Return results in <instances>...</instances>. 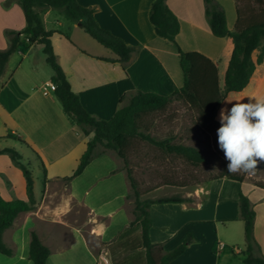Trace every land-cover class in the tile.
<instances>
[{"label": "crops", "instance_id": "obj_1", "mask_svg": "<svg viewBox=\"0 0 264 264\" xmlns=\"http://www.w3.org/2000/svg\"><path fill=\"white\" fill-rule=\"evenodd\" d=\"M76 1L93 9L101 29L128 46L138 47L126 64L119 63L111 51L58 11L41 13L45 30L52 32L50 41L57 63L87 113L107 121L120 108L124 95L135 91L169 95L182 86L175 45L156 36L149 22L154 0ZM215 1L224 10L232 31L237 18L234 1ZM166 5L179 22L176 44L184 52L195 51L209 58L217 67L222 87L218 65L230 42L211 34L203 0H167ZM24 27L17 1L0 0V51L9 44L5 32H19ZM44 65L41 46L20 47L0 75V150L13 148L21 161H27L22 163L31 172L35 198V208L18 215L3 232V242L13 253L0 254V264H33L28 258L32 231L50 251L45 264H102V252L110 264H144L140 229L130 226L133 206L127 198L126 169L116 153L97 155L81 174L66 180L76 170L93 133H82L54 92L42 95L40 88L53 83L52 71L49 79L38 80ZM33 84H37L36 92L29 93L35 91ZM242 183L219 178L192 190L179 187V196L189 201L150 205V243L169 252L190 234L191 243L170 264H243V222L237 202L240 191L255 213L253 235L264 256V189L253 184L252 199L243 192ZM170 195L178 194L163 196ZM0 196L5 201H27L23 175L7 154L0 155ZM136 235L134 246L132 238Z\"/></svg>", "mask_w": 264, "mask_h": 264}, {"label": "trees", "instance_id": "obj_2", "mask_svg": "<svg viewBox=\"0 0 264 264\" xmlns=\"http://www.w3.org/2000/svg\"><path fill=\"white\" fill-rule=\"evenodd\" d=\"M25 19V27L19 31H7L8 47L0 51V75L9 57L20 47L41 46L45 63L52 71V82L56 85L54 95L61 103L64 112L71 117L85 136L93 133L86 143V149L81 155L78 166L66 180L78 176L97 155L108 151L116 153L126 169L132 199L133 220L130 226L140 229L141 248L145 252L144 264H170L180 257L191 243V235L172 251L164 252L159 244H151L148 231L151 226L149 207L152 204L183 203L189 200L179 195L162 196L158 198L141 199L138 184L131 177L126 167V153L131 141L140 139L160 149L166 154L184 159L194 167H199L204 158L197 148L173 143V138L156 139L148 135L145 118L156 113L165 112L173 102H181L197 113L198 125L211 129L216 124L218 110L228 94L243 92L248 86L257 68L262 64V56L255 52L264 40V11L262 19L250 20L246 23L241 18L239 4L245 0H233L236 7V23L231 31L227 27L225 12L215 0H203L204 13L211 34L216 38H227L231 51L227 66L223 73L222 87L219 85L218 70L215 64L199 52H184L176 44L175 38L179 33L177 17L166 5L167 0H154L148 14L156 36L175 45L179 67L183 76V84L174 88L169 95H159L151 92L135 91L120 99L121 106L107 121L98 120L91 116L80 104L79 98L71 91L65 75L57 63L50 37L51 31H46L41 20V13L55 10L70 22L79 27L95 42L111 51L117 62L126 64L132 53L138 47L126 45L120 38L109 31L101 29L93 18V9L80 6L76 0H16ZM8 2L5 3L7 5ZM111 61V60H106ZM7 154L12 163L21 171L25 180L27 201H5L0 196V254L11 256L12 249L7 247L2 239L3 232L13 225L16 217L35 208L33 178L29 169L22 163L21 155L13 148L0 150ZM257 166L264 168V162ZM44 174V173H43ZM226 178L241 183L242 177L235 176L225 170L217 178ZM45 182V179L44 181ZM264 189V184L255 183ZM237 202L240 218L243 222L244 250L241 253L243 264H264L259 246L253 235L255 213L248 198L238 192ZM50 255L49 249L43 245L35 232L30 233L28 258L33 264H45Z\"/></svg>", "mask_w": 264, "mask_h": 264}, {"label": "rangeland", "instance_id": "obj_3", "mask_svg": "<svg viewBox=\"0 0 264 264\" xmlns=\"http://www.w3.org/2000/svg\"><path fill=\"white\" fill-rule=\"evenodd\" d=\"M239 8L244 23L253 19L254 21L260 20L264 11V0H245L239 4ZM230 51L231 45L229 50H225L224 56L218 65L221 70V84L224 73L223 68L227 65ZM260 55L262 56V64L255 71L248 86L243 92L228 94L225 97L218 110L216 124L211 129L200 127L196 111L189 109L181 102H173L165 112L156 113L145 118L146 133L148 135L156 139L171 137L173 138L172 142L175 144L197 148L203 156L204 162L199 167H194L184 159L173 154H166L145 141L132 140L126 153V167L130 170L131 177L138 184L142 200L162 197L164 194L177 193L179 195V187H184V190L199 188L228 170L227 165L229 162L225 159L224 152L218 145L217 129L221 126L219 113L221 108L230 110L237 102L247 103L250 96L264 97V40L255 52V56ZM42 70L44 72L40 69L38 80L49 79L50 68L44 65ZM33 86L35 91L30 90L29 93L36 92L37 84H33ZM121 164L123 167L122 160ZM31 169L34 171L33 164ZM34 173L36 175V172ZM233 175L243 178L242 190L252 199H254L253 184H264V168L261 166H257L254 175L244 172ZM130 200L132 201V199ZM131 230V235H133L135 228ZM137 240V235L136 238H132L134 246H137ZM91 244L98 245L95 241H91ZM124 258L122 257V259Z\"/></svg>", "mask_w": 264, "mask_h": 264}, {"label": "clouds", "instance_id": "obj_4", "mask_svg": "<svg viewBox=\"0 0 264 264\" xmlns=\"http://www.w3.org/2000/svg\"><path fill=\"white\" fill-rule=\"evenodd\" d=\"M248 98L219 113L218 145L232 174L254 175L258 162H264V97Z\"/></svg>", "mask_w": 264, "mask_h": 264}, {"label": "built area", "instance_id": "obj_5", "mask_svg": "<svg viewBox=\"0 0 264 264\" xmlns=\"http://www.w3.org/2000/svg\"><path fill=\"white\" fill-rule=\"evenodd\" d=\"M55 88H56V85L54 83H46L44 86L41 87L40 90H41V93H42L43 96H48L49 93L55 91ZM106 255L107 254L105 252H103L100 255V262L102 264H110Z\"/></svg>", "mask_w": 264, "mask_h": 264}]
</instances>
